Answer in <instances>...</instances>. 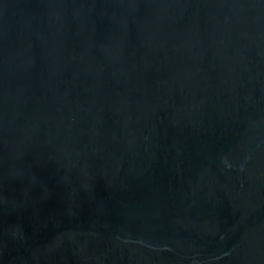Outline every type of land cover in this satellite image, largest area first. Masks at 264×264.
<instances>
[{
  "label": "water",
  "instance_id": "1",
  "mask_svg": "<svg viewBox=\"0 0 264 264\" xmlns=\"http://www.w3.org/2000/svg\"><path fill=\"white\" fill-rule=\"evenodd\" d=\"M0 264H264V0H0Z\"/></svg>",
  "mask_w": 264,
  "mask_h": 264
}]
</instances>
